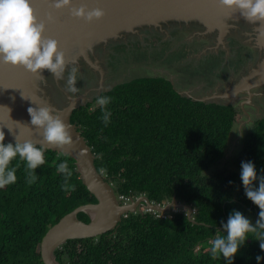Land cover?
<instances>
[{"label":"trees","instance_id":"obj_1","mask_svg":"<svg viewBox=\"0 0 264 264\" xmlns=\"http://www.w3.org/2000/svg\"><path fill=\"white\" fill-rule=\"evenodd\" d=\"M100 96L112 98L107 127L101 107L92 109L91 103L75 109L71 123L97 156L98 171L106 169L100 173L113 184L116 195L146 196L160 205L175 197L192 207L193 219L186 210L158 214L143 208L144 212L128 213L111 232L69 240L56 250L57 260L62 264H228L223 257L212 259L207 249L217 230L226 235L221 222L227 223L233 211L248 219L257 217L253 225L259 219L260 209L246 197L240 174L241 163L251 161L258 177L264 175V119L232 149L234 107L183 97L165 78L134 79ZM44 157L45 164L35 170L34 184L26 182L25 164L20 162L17 181L0 189V264H44L41 245L49 229L76 208L97 202L73 158L47 149ZM65 159L73 172L69 183L76 186L72 192L61 189L64 176L56 171ZM79 219L90 222L84 213ZM257 257L264 264V251L249 234L232 264H258Z\"/></svg>","mask_w":264,"mask_h":264},{"label":"water","instance_id":"obj_2","mask_svg":"<svg viewBox=\"0 0 264 264\" xmlns=\"http://www.w3.org/2000/svg\"><path fill=\"white\" fill-rule=\"evenodd\" d=\"M52 3L54 0H32L38 19L46 21L49 13L53 15L54 20L47 24L45 38L59 41V50L65 52L69 68L80 66L82 61H88L89 65H93L92 58L96 55L94 50L96 47H101L106 52L108 47L127 43L128 34L135 36L140 35V32L158 31L159 34L169 35L176 29L182 31L192 29L193 37L215 42L210 49L226 47L232 37L256 49L259 52L260 61H257L256 67L250 71L249 75L243 76L239 86L229 93L220 94V99H198L184 95L176 89L181 96L207 104L234 106L239 91L247 90L251 93V88L264 84V76H260L257 72L259 68L264 69V38L259 37V24L246 22L239 13L229 18L227 11L218 5L217 0H73L75 7L84 4L89 10L100 7L105 11L106 15L103 19L91 24L72 17L69 8L55 10ZM42 74L45 77L44 80L22 67L0 63V131L4 132V142L15 144V136L22 141L43 140L39 130L24 126L31 127V117L27 109L36 105L50 106L53 109V115H60L69 126L74 144L70 148L59 149L46 146V149L73 158L84 185L97 199L96 203L76 208L49 229L41 245L44 264H62L57 260L55 252L69 240L95 238L111 232L119 226L125 214L144 212L143 208L161 213H166L173 208L186 210L189 219H193L192 207L177 202L175 197L166 205L152 203L143 196L138 201L133 200L134 202L130 205H122L113 184L98 171L95 164L97 156L79 131V127L71 123V116L75 109L86 106L118 84L108 89H100L96 97L90 100H86L85 95L74 98L63 91L67 102L62 108H58L50 99L46 88L51 87V81H55L59 86L60 80H56L47 70H43ZM171 83L173 84L172 81ZM22 93L26 99L22 97ZM221 99L228 100L220 102ZM30 100L34 101L35 105ZM248 102L251 103V100ZM37 146L40 145L37 144ZM81 213L89 217V223L79 219Z\"/></svg>","mask_w":264,"mask_h":264},{"label":"clouds","instance_id":"obj_3","mask_svg":"<svg viewBox=\"0 0 264 264\" xmlns=\"http://www.w3.org/2000/svg\"><path fill=\"white\" fill-rule=\"evenodd\" d=\"M218 5L225 9L229 15L239 13L246 22L259 24L258 33L260 38H264V0H217ZM52 7L55 10L69 8L72 17L84 20L86 23H93L104 18L105 11L100 7L91 10L84 4L79 7L73 6V0H54ZM54 17L51 13L46 21L38 19L36 10L32 6V0H0V63L12 67H22L27 72L44 80L43 70H47L56 80L65 79L67 71L65 91L76 94L79 88L78 68L68 67L65 52L59 50V41L52 38H45L47 24L51 23ZM22 97L26 99L22 93ZM111 97L100 96L96 99V104L101 107V120L105 127L110 123L111 111L107 105L111 103ZM32 104L35 102L30 100ZM31 117L30 126L42 133L43 140L33 141L31 139L21 140L15 136V145L8 143L5 145V135L0 131V189L12 185L17 181L16 172L20 167V162L25 164L27 183L34 184L37 180L35 170L45 164L44 153L46 146H53L59 149L72 147L74 140L69 131V126L60 115H53V109L44 104L36 105L27 109ZM37 144L40 146L37 147ZM19 157L15 166L10 167L12 161ZM58 173L64 176L61 189L65 192L76 190L74 184L69 180L73 175L69 163L65 159L56 168ZM101 173L106 169L101 168ZM240 179L244 186L246 197L259 209V219L255 225L246 218L240 211H233L227 223L221 222V226L226 235H221L217 230V235L209 241L212 259L223 257L228 264L245 244L251 234L255 240L259 241L260 248L264 251V175L258 177L255 165L251 161L241 163ZM258 181V188L254 187V182ZM231 183V182H230ZM261 257H257L258 264Z\"/></svg>","mask_w":264,"mask_h":264},{"label":"rangeland","instance_id":"obj_4","mask_svg":"<svg viewBox=\"0 0 264 264\" xmlns=\"http://www.w3.org/2000/svg\"><path fill=\"white\" fill-rule=\"evenodd\" d=\"M140 33V35L133 36L134 34H128L126 36L127 43L131 42L133 44V47H135L134 50H132V53L128 54L127 61H111V56L112 54H114L116 48L126 43H121L119 45L108 47V50L106 52H104L101 47H96V49H94L96 55L92 58L93 65H89L90 62L88 61H82V63H80V66H75L78 68V81L76 86L79 88V92L76 94L68 92L67 93L74 98H80V96L85 95L86 100H90L93 97H96L100 89H108L111 88L113 85L123 83L133 78L141 76L163 75L171 79L175 88L178 91L182 92L184 95H188L198 99L208 100L209 98H213L211 97L213 95L231 92L234 88L241 84L243 76L249 75L250 71L256 67V60L248 61L245 65L242 66V68H240L238 72H229L228 76L223 78L214 77L212 84H208L207 82L201 80V77H191L189 79L190 83L188 85L183 81L185 80L187 74L181 71L182 69L177 70V66H171L168 63H164L163 61H136L137 45L140 44V42H145L147 37L149 38V40H155L158 37H163V40H167L170 38V33L169 35L166 33L159 34L158 31H145ZM191 40L192 39L190 38V36L187 39L185 36L181 40L179 39L177 42L178 45L181 46L184 42ZM220 47L224 46H219L213 49H218ZM247 47H250L252 50H254L256 52L255 58L259 59V52L251 46ZM150 48H152L151 45L149 46V52ZM225 48L228 49L227 45ZM153 52L154 51L152 50V53ZM210 53L211 52L206 51L204 53L198 52L194 54L191 59L189 58L190 61H185L186 63L182 64L181 67H185L186 64L196 66L197 64H199L198 62H200V59L202 60ZM95 64H97V66H95ZM262 69L263 68H259L257 72H261ZM66 77L67 71L65 72V79L59 81V86L55 81H51V87L46 88L50 99L57 105L58 108H62L67 102V99L63 94V91H65L66 87ZM250 92L251 93H249V91L247 90L239 91L237 94V98L240 100H238L235 104L241 101H246L244 102L245 104H251L248 101L251 100L252 102L254 97L261 98V96H263L262 94L264 93V84L256 88H251ZM227 100L228 99H221L219 101L225 102ZM262 100L264 102V99H258L257 101L259 102ZM258 108L261 109V111L257 115L253 114L251 118L249 117L250 121L245 122L244 116H239L234 129V143L238 141V139L243 135V133L251 130V127L256 119L264 117V108ZM235 148H237V146L236 144H233L232 149ZM226 167L230 168L231 165L221 166V168ZM172 210L175 211L179 209L173 208ZM256 219L257 217H253L252 215L249 217V220L252 223H254Z\"/></svg>","mask_w":264,"mask_h":264},{"label":"flooded vegetation","instance_id":"obj_5","mask_svg":"<svg viewBox=\"0 0 264 264\" xmlns=\"http://www.w3.org/2000/svg\"><path fill=\"white\" fill-rule=\"evenodd\" d=\"M192 34H193L192 29L183 30V31L181 29H176L175 31L171 32L170 38L167 40H163V37H158L155 40H149V38L147 37L145 42H140V44L137 45L136 61H163L164 63H168L171 66L172 65L177 66V70L182 69L181 71L187 74L185 80L183 81L188 85L190 83L189 79L191 77H201L202 78L201 80L207 82L208 84L210 83L212 84L214 77L217 78L227 77L229 72L230 73L238 72L240 68H242V66L245 65L248 61H252V60L260 61L259 59L255 58L256 52L254 50H252L250 47H247L246 44L236 40L235 38L230 37L227 43L228 49H226L225 47H220L218 49L210 50L209 47L213 46L215 42H211L209 40L198 37H193ZM185 36L186 39L190 36L192 40L184 42L181 46H179L177 41L179 39L181 40ZM150 45L152 46V48H150V52H149L148 50ZM134 48L135 47H133V44L131 42L126 43L124 45H120L118 48H116L114 54H112L111 61H127L128 54L132 53V50H134ZM152 50L154 51L153 53ZM205 51L211 53L208 54L206 57H204L202 60L200 59L199 60L200 62H198L199 64H197L196 66H193L191 64H186L185 67H181L182 64L186 63L185 61H190L191 57L194 54L198 52L204 53ZM149 77L165 78L171 83V79L163 75H157V76L146 75V76L133 78L129 81H132L134 79L149 78ZM172 85L175 88L174 84ZM262 95L263 96H261V98L254 97L252 101L253 103L251 102V104H247V103L245 104L244 102L246 101L244 102L241 101L233 106L237 114L236 123L240 115L244 116L245 122L250 121L249 117L251 118L253 114L257 115L261 111V109H259L258 107L264 108L263 100L259 102L257 101L258 99H264V93ZM211 97H213V99L221 98L220 94L213 95ZM96 99L97 98H95L91 102L92 109L97 108L99 106L96 104ZM238 100L240 99L237 98L235 100V103ZM262 119H264V117L260 119H256L251 127V130L254 128L256 123ZM247 132L243 133V135L238 139V141L234 143L233 141L234 131H233L231 136L232 145L233 144L240 145L241 140L243 139V137ZM141 197L142 196L135 197L134 200L138 201V199H140ZM132 198L134 197L132 196ZM133 202L134 201L132 200V203Z\"/></svg>","mask_w":264,"mask_h":264},{"label":"built area","instance_id":"obj_6","mask_svg":"<svg viewBox=\"0 0 264 264\" xmlns=\"http://www.w3.org/2000/svg\"><path fill=\"white\" fill-rule=\"evenodd\" d=\"M131 196H125V195H119L117 196L119 202L122 204V205H130L132 203V200H134L135 198H130ZM145 212H157V211H154V210H150V209H146L144 210ZM178 211V210H175V212ZM158 214H165V213H161V212H157ZM128 214V213H127ZM127 214L124 215L127 216Z\"/></svg>","mask_w":264,"mask_h":264},{"label":"bare ground","instance_id":"obj_7","mask_svg":"<svg viewBox=\"0 0 264 264\" xmlns=\"http://www.w3.org/2000/svg\"><path fill=\"white\" fill-rule=\"evenodd\" d=\"M259 73H260V76H264V69H262L261 70V72L260 71H258ZM237 97V96H236ZM89 99V98H88Z\"/></svg>","mask_w":264,"mask_h":264}]
</instances>
